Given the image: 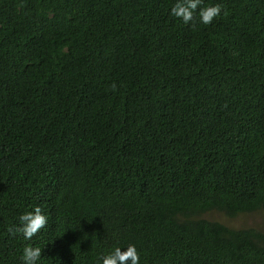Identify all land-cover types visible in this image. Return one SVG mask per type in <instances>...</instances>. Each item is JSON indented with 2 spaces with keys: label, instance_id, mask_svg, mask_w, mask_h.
I'll use <instances>...</instances> for the list:
<instances>
[{
  "label": "trees",
  "instance_id": "16d2710c",
  "mask_svg": "<svg viewBox=\"0 0 264 264\" xmlns=\"http://www.w3.org/2000/svg\"><path fill=\"white\" fill-rule=\"evenodd\" d=\"M0 0V264H264V0ZM48 217L31 241L19 216Z\"/></svg>",
  "mask_w": 264,
  "mask_h": 264
},
{
  "label": "clouds",
  "instance_id": "9594fccd",
  "mask_svg": "<svg viewBox=\"0 0 264 264\" xmlns=\"http://www.w3.org/2000/svg\"><path fill=\"white\" fill-rule=\"evenodd\" d=\"M222 8L220 3L205 5L204 0H175L170 14L181 19L186 25L194 22V16L198 15L200 23L209 25L220 16ZM18 220V225L9 227L8 231L12 235H22L27 241H31L48 223V217L40 206L23 212ZM41 255V247L25 246L21 259L23 264H38ZM139 261L140 256L135 245H128L124 249L116 247L100 257V264H139Z\"/></svg>",
  "mask_w": 264,
  "mask_h": 264
},
{
  "label": "rangeland",
  "instance_id": "374dc122",
  "mask_svg": "<svg viewBox=\"0 0 264 264\" xmlns=\"http://www.w3.org/2000/svg\"><path fill=\"white\" fill-rule=\"evenodd\" d=\"M203 218L219 222L233 229L253 228L264 233V212L256 211L252 213L238 214L229 217L222 212L210 211L202 215Z\"/></svg>",
  "mask_w": 264,
  "mask_h": 264
}]
</instances>
